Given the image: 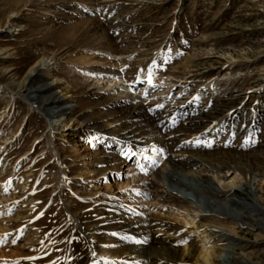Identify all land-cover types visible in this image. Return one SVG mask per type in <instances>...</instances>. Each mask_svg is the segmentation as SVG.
I'll use <instances>...</instances> for the list:
<instances>
[{
	"label": "rangeland",
	"instance_id": "obj_1",
	"mask_svg": "<svg viewBox=\"0 0 264 264\" xmlns=\"http://www.w3.org/2000/svg\"><path fill=\"white\" fill-rule=\"evenodd\" d=\"M0 29V264H86L92 247L100 264H122L111 256L125 245L114 231L137 212L150 215L125 195L136 182L154 197L147 204L187 202L205 225L210 201L201 202L197 180L222 177L228 186L229 167L264 175V0H0ZM40 59L48 65L35 86L61 81L80 99L55 119L54 136L44 98L26 100ZM10 91L19 93L14 101ZM120 92L160 121L143 131L159 151L182 150L205 165L175 168L158 152L144 174L111 170L119 138L100 131L121 125L112 101ZM257 185L264 196L263 176ZM80 223L104 231L87 236ZM220 250L216 264L227 257ZM253 261L264 264L262 240Z\"/></svg>",
	"mask_w": 264,
	"mask_h": 264
},
{
	"label": "bare ground",
	"instance_id": "obj_2",
	"mask_svg": "<svg viewBox=\"0 0 264 264\" xmlns=\"http://www.w3.org/2000/svg\"><path fill=\"white\" fill-rule=\"evenodd\" d=\"M1 55H5V52L0 54V58ZM11 56L12 54H10ZM47 65L48 62L44 59H40L35 63L26 77L27 89L25 94L28 101H37L44 98L45 102L40 106V109L49 120H53L50 123V131L51 135L54 136L55 119L59 118L64 109L77 106L80 99L72 88L61 83V81L54 80L53 84H49L43 79V85L40 87L35 86L39 82L38 73L44 70ZM55 87L57 91H54ZM3 89H7V87L0 84V90ZM10 92L12 101H14L15 96L19 93ZM118 94L119 96L112 101L115 105L121 106L118 109L122 118L121 125H116L114 130L110 131L111 127L108 124L104 130L100 131L103 134L110 135L112 133L111 135L119 138L118 145L122 149L120 150L121 158L116 162L109 163L111 170L121 173L127 167L128 176L130 177L137 176L140 173L144 174L146 173L145 170L150 167V163L155 162L158 158V152L165 156L166 163L175 168L203 167L205 165L204 162H201V159L190 156V154L187 155L182 150L176 151L168 148L167 150L164 148L165 145H162L160 149L162 152L159 151L157 146L144 136L143 131L146 126L155 129L160 121L151 118L145 111L140 99H135L125 92ZM112 101H109V103ZM64 123L63 125L66 127L68 124ZM182 144L185 143H178L177 149H184L188 146L194 147L193 143L192 145ZM132 154L135 156L133 163L130 161ZM135 161L137 162L136 167L133 166ZM61 169L64 171L63 165ZM105 170H108V168L103 169V171ZM63 173L65 175V171ZM120 173L117 174V178L121 176ZM248 173L243 175L244 173L241 172L240 174L235 167H229L228 172L223 174V176H233L228 181V186H226V182L222 177L218 179V186L208 178L195 182L194 187L198 189L197 193L201 202L204 201V198L210 201L208 207L210 211L206 210L205 212H208V214L203 215V217H207L212 223L205 225L198 222L200 209L188 205L187 202H171L168 198L158 199V197L154 199V202L149 201L148 205L146 202L147 197H152V194L145 190L141 181L138 183L136 179L132 178L128 184L126 183L127 185L125 184L126 186L123 185V188L125 186L127 189L136 182L138 189L130 187V191H126L125 195L129 194L134 199L133 203L141 204L145 212L149 213L150 211V215L139 217L137 212L133 216V220H130L132 223L130 226L114 231L124 237L125 245H123L124 248L121 251H114L111 256L122 264H136V261L139 264H216V258L219 257L217 254L218 247L221 246L222 250L220 252L225 251L227 253V257L222 264H259L253 261V255L260 240L264 242V196L261 194L262 186H256V183L264 175ZM238 177L245 179V186L241 187L236 183ZM60 180L62 181V179ZM237 186L239 188L236 189ZM149 188H154L153 184ZM138 194L141 195V198H138ZM239 207L248 208L249 210L243 211ZM128 209V211L131 210L130 206ZM155 213H159L160 216ZM170 214H176L174 215L175 222L162 220L163 215ZM79 226L81 231L84 230L87 233V236L92 230L95 232V236L104 231L103 228H89L81 223ZM241 232L253 233L255 242L247 243L244 241ZM224 239L230 241L229 246H225L227 244ZM249 244L251 245L249 246ZM97 253L92 247V253L86 264H100L101 260L104 259L98 256ZM100 254L105 255V252L102 251Z\"/></svg>",
	"mask_w": 264,
	"mask_h": 264
}]
</instances>
